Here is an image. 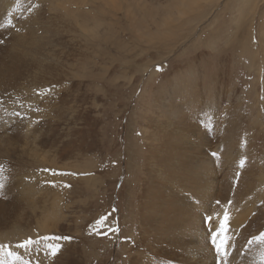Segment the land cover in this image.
<instances>
[{
	"label": "rangeland",
	"instance_id": "rangeland-1",
	"mask_svg": "<svg viewBox=\"0 0 264 264\" xmlns=\"http://www.w3.org/2000/svg\"><path fill=\"white\" fill-rule=\"evenodd\" d=\"M7 1L13 10L3 8L0 18L8 20L10 26L27 19L28 5L33 8L35 20L46 21L45 15L59 17L55 18L57 22L35 24L37 28L52 22L51 29L56 34L47 54L41 51L27 55L16 77L0 78V98H10L5 102L0 99V184L4 185L0 189V232L5 234L17 224L30 231L23 237L15 231L14 242H7L29 264H124L127 259L132 263L136 257L133 251L144 239L135 225L131 227L135 222L131 209L140 211L143 205L145 176L149 173L144 146L155 147L154 142L146 141V136L159 127L152 115L161 107L158 104L157 109L153 108L154 91L162 84L166 88L167 77L174 72L180 71V76L191 73L187 67L195 63L203 62L197 70L198 75H203V66L208 67L211 58L218 57L219 67L224 69L217 78L223 83L218 82L222 89L215 91L216 98H225L229 87L247 98H264V74L257 76L246 69L248 63L256 62L252 59L244 57L238 62L242 50L234 45L235 41L239 45L241 42L243 49L248 42L246 48L254 49L250 53L264 51V0H195L193 5L191 0H82V6L66 17L67 9L60 15L54 12L53 5L48 8L49 2L45 6L38 0H21L26 2L23 10ZM67 6L71 10V5ZM77 21L79 28L74 23ZM37 34L49 37L43 31ZM245 37L250 39L245 42ZM210 48L218 52H209ZM23 75L25 79L20 80ZM198 90L200 98H210L202 95L204 87ZM12 98L19 101L14 103ZM191 98L186 99L190 107ZM223 107L224 103L213 114L224 112ZM188 112L191 114V108ZM222 132V128L217 134L210 132L204 146L215 145V136ZM46 154L49 166H33ZM209 155L217 167L218 156L214 152ZM250 159L243 158V166L239 159L236 168L230 167L232 186L227 205L234 203L245 186L241 174L252 162ZM52 162L58 166L53 167ZM16 177L22 181L19 196L28 191L32 206L23 199L13 202L15 195L6 191ZM221 177L218 175L217 180L222 181ZM32 191L43 194L45 201L34 199ZM54 197L63 220L52 232L40 235L34 213ZM102 217L106 219L98 223ZM204 221L206 227V218ZM42 236L72 239L42 241L30 253L15 247L28 237ZM186 242L181 246L183 254L154 253L153 264H180L181 260L173 257L187 256ZM47 243L61 246L56 256L47 254ZM0 264L22 262L0 252Z\"/></svg>",
	"mask_w": 264,
	"mask_h": 264
},
{
	"label": "bare ground",
	"instance_id": "bare-ground-1",
	"mask_svg": "<svg viewBox=\"0 0 264 264\" xmlns=\"http://www.w3.org/2000/svg\"><path fill=\"white\" fill-rule=\"evenodd\" d=\"M38 1L44 2V5L48 2L51 3L48 4V8L53 5L54 12L60 15L62 14L60 11L65 12L67 9L68 12L65 13V17L71 13L73 14L82 6V0ZM7 3V0H0V12H4L3 8L10 9L11 5ZM11 3L17 6L16 9L26 7L25 1L11 0ZM194 3L195 0L190 1L191 5ZM67 5H71V10L67 8ZM185 6L187 8L188 4H185ZM189 7L190 5L186 10L191 11ZM30 8L28 5L25 9L28 15L23 23L15 22L13 26H10L11 23L8 20L2 21L0 18V26L3 28L0 31V78L16 77L20 66L27 62V55L33 52L37 54L41 51H44L45 55L52 47V38L56 34L51 29L52 22H48L45 27L42 24V27L39 26L37 28L35 24L49 20L57 22L58 18H55L59 17V15L54 14L55 17H46L45 15L44 20L46 19V21H41L43 18L38 17L35 20L33 8ZM62 20L64 21V19ZM60 22L64 24L61 20ZM74 23L79 28L78 21ZM23 30L25 32L22 34ZM40 31H43L49 37L38 36L37 33ZM17 32L19 34H16ZM248 39L250 37H245V42ZM40 42H43L44 45L42 44L43 46H41L43 48H40ZM241 44L240 42L239 45L236 41L234 43V45H237V50H242L237 61L240 62V59L244 57L256 61L255 63H248L250 65H246V69L248 68L250 73H254L257 76L263 75L264 51L250 53L254 49L246 48L248 42L243 49ZM230 48L234 51V47ZM225 49L227 50V48ZM211 50L218 52V49L210 48L209 52ZM203 57L204 60L205 56ZM213 58H211L212 61L208 67L203 66L204 70H201L203 75H198L200 72L197 71L201 69L200 65H203V62L193 64L194 67H187L188 70L191 69L188 72L193 73V75L185 72L183 76H180V71L174 72V74L167 77L168 86L165 88V85L162 84L160 89L154 91L153 100L150 98L154 109H157L158 104L161 105L159 107L160 111L157 112L155 110L152 114L156 116L159 127L152 129L151 132L148 131L149 133L146 136V141L149 144L154 142L155 147L149 145V147H145L147 144L144 146L145 150H147L144 163L148 166L147 170H149V173L147 176L143 174L145 176L143 205L140 211L137 208L131 209V216L135 219L131 227L135 225V230L137 229L139 232L140 238L143 236L144 241L139 244V249L133 251L136 256L135 260L131 263L127 259L124 264H153L154 253L158 251L160 253L166 251L172 255L177 254L176 252L183 254L181 246L183 242H186L185 239L188 240L186 243H189L187 256L173 257L181 260L179 261L180 264H264V259H262L264 250H261L259 246H249L247 244V241L253 236L264 232V98H254V96L247 98L248 96L245 97L242 93L232 90V87H229L231 88L229 89L228 86L226 88L229 90L225 92V98H216L215 91L222 89L220 84L223 83L217 78L221 77V72H223L224 68L219 67L218 57ZM39 62L41 61L39 60ZM192 76L194 77L190 79ZM23 79H25L24 75L20 80ZM214 85L216 88H214ZM259 86L257 87L259 88ZM202 87H204L205 92L202 95L207 94V97L210 98H200L201 90L199 92L198 89ZM187 98H191V107L186 102ZM0 99L5 102L10 98ZM23 99L30 100V98ZM17 101H19V98H12V102L17 103ZM222 103H224L225 107L222 108L224 112L219 111V118H221L219 119L216 117L218 114H213V112ZM190 108L191 114L188 112ZM209 123H213L214 126H209ZM219 128H222L223 132L220 136H215V145H207L205 147L204 145L209 141L208 136H211L210 132L217 134ZM188 134H191V137H186ZM1 138L2 136H0V145ZM6 145L8 146V144ZM207 148L209 150L205 153L204 150H207ZM209 152H214L218 156L216 157L217 167ZM247 157H250L252 162L249 161L248 167L241 174L245 184L242 188L244 189L245 187V191L241 188L238 197L234 199V203L227 205V198L232 186V181L230 180L232 168L230 167L236 168L235 163H238L239 159L240 161L243 158L246 160ZM48 161L50 159L46 154L33 166L45 168L49 166L50 162ZM51 165L53 167L58 166L54 162ZM218 175L223 177H221L222 181L217 180ZM255 179L257 180L254 181ZM21 182V179L16 177L13 180L12 187L7 188L6 191L12 196L15 195L12 198L13 202H20L23 199L30 207L33 205V201L28 191H26L24 196H19ZM32 197L39 201H45L41 193L32 191ZM54 200L55 197L50 204L41 205L37 212L34 213V216L38 218L35 226L39 229L40 235L52 232L62 219H60V205ZM244 200L245 203H242ZM218 201L219 204L217 203ZM210 204L212 206L211 209L209 207ZM225 212L230 217L227 222L228 231L226 233L227 241H229L226 251L227 253L231 252L230 256L228 254L224 256L220 253L215 255L209 243V229L218 227V223H220V219L223 218ZM210 215L213 219L211 222L206 220L208 223H206L207 226L205 227L204 218ZM5 216L4 218H6ZM127 218L131 217L127 215ZM21 227L18 224L17 227L12 225L5 234L0 232V244L12 243L15 235L18 234L23 237L30 232L20 229ZM221 236L222 239L225 238V235L222 234ZM185 245L184 247H186ZM185 249L187 250V248ZM155 261L160 260L155 258Z\"/></svg>",
	"mask_w": 264,
	"mask_h": 264
},
{
	"label": "snow or ice",
	"instance_id": "snow-or-ice-1",
	"mask_svg": "<svg viewBox=\"0 0 264 264\" xmlns=\"http://www.w3.org/2000/svg\"><path fill=\"white\" fill-rule=\"evenodd\" d=\"M50 91V90H49ZM241 165L243 166L244 161H240ZM4 185L0 184V189H2ZM219 204V201L217 202ZM219 215V214H217ZM106 219L105 217H102L98 223H102L103 220ZM212 216L206 217V220L211 222L212 221ZM230 219L228 216L227 212H225L223 218L220 219V223L218 227L215 229L210 228L209 232L212 237V242L216 247V251L224 256H227V236L226 233L228 231L227 227V222ZM225 235L224 240H220L219 243H217V238L221 235ZM51 239H56V240H70L72 239L71 237H48V236H42L39 237L38 239H33L31 237H28L27 239L17 243L15 247L17 249H21L27 252H31L33 250L34 245H39L42 241H49ZM247 244L249 246H259L261 250H264V232L260 233L259 235L253 236L251 239L247 241ZM60 245L59 244H51L47 243L45 244V248L47 250V254L50 256H56L57 253L60 251ZM0 252H3L7 257L11 258L13 261H21L22 264H29V261L24 259L23 255L20 252L17 251H12L10 246L8 244H0ZM262 259H264V256H262Z\"/></svg>",
	"mask_w": 264,
	"mask_h": 264
}]
</instances>
